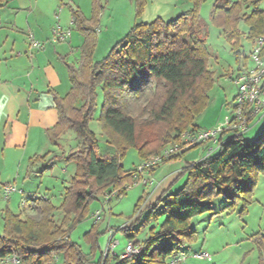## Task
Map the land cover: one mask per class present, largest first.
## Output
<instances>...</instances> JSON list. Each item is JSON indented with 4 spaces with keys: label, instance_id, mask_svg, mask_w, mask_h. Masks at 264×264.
<instances>
[{
    "label": "trees",
    "instance_id": "1",
    "mask_svg": "<svg viewBox=\"0 0 264 264\" xmlns=\"http://www.w3.org/2000/svg\"><path fill=\"white\" fill-rule=\"evenodd\" d=\"M188 1L192 7L171 21L158 17L132 26L99 61H95L94 54L99 16L104 10L102 0H92L90 18L80 9L72 10L73 23L85 40L79 65L64 60L71 88L65 97L55 96L58 121L47 129V135L55 141L67 129L75 132L80 147L66 158L76 163L75 174L59 206L51 199L31 197L29 201L37 211L33 215L23 216V213L5 209L0 260L15 255L22 264H50L56 256L62 255L64 264H87L89 260L81 246L71 239V233L89 216L91 205L106 192L122 195L127 189L124 186L135 182V169L126 170L122 164L127 149L137 148L141 159L145 160L171 144L180 143L187 129H199L196 118L209 103L208 91L214 74L208 67L210 52L206 46L205 23L199 13L202 0ZM242 2L251 4L252 9L245 11ZM136 3L140 15L145 0H136ZM211 20L235 48L242 36L238 28L240 21L248 25L247 38L251 42L264 35V7H260L259 0H217L212 7ZM99 86L103 104L97 119L107 144L115 150L112 153L107 149L100 158L97 156L99 141L90 128L96 114ZM152 126H163L164 131L139 138L141 129ZM226 134L228 130L223 132L214 152L186 163L180 174L186 181L179 190L162 194L149 207L143 220L120 229L127 240L136 239L148 229L147 238L139 241L140 252L110 258L103 264L109 261L113 264H169V259L196 237V231L191 229L192 219L214 211L216 196L225 195L230 200L224 209L231 212L243 199L241 212H247L255 186L254 173H264V139L247 140L244 134L228 137ZM47 155L31 161L44 160ZM144 202L145 198L141 197L137 206L141 207ZM58 211L63 213L60 219L56 217ZM99 224L100 219H97L94 236ZM92 243L96 252V240ZM258 244L260 264H264V242ZM102 260L101 253L96 264H102Z\"/></svg>",
    "mask_w": 264,
    "mask_h": 264
},
{
    "label": "rangeland",
    "instance_id": "2",
    "mask_svg": "<svg viewBox=\"0 0 264 264\" xmlns=\"http://www.w3.org/2000/svg\"><path fill=\"white\" fill-rule=\"evenodd\" d=\"M216 1L202 0L199 6L200 16L205 23L206 46L210 52L208 67L214 74V82L208 91L209 103L206 109L196 118V124L199 126L198 130L214 129L226 122V119L230 117V113L234 112L235 98L238 93V87L233 79L241 68L252 64L250 53L253 44L247 38L249 32L248 25L243 21L239 22L238 28L242 36L239 46L235 48L222 29L211 20L212 7ZM259 1L260 7H264V0ZM58 2L61 3V0H58ZM102 3L104 10H101L97 27L98 48L94 54L95 61H99L107 56L111 48L122 40L135 24L148 23L158 17L165 21H171L192 7V3L188 0H145L144 9L138 15L136 0H102ZM242 6L245 11H250L253 7L251 4L245 2H242ZM60 7H58V10ZM87 9L88 15L92 16L90 6ZM67 30L69 31V29ZM237 50L240 51V55H238ZM77 65H79V62ZM97 92L96 114L90 122V128L98 138L99 150L97 151V156L100 158L107 149L112 153H115V150L107 144V137L104 135L101 124L97 119L103 104V93L100 86ZM258 123L259 121L248 130L249 132L246 131L244 133L245 139H264V120ZM188 130L190 128L184 133ZM161 131H164L163 126H152L148 129L143 128L140 130L139 138L145 139L147 134L155 136L157 132ZM20 142V140H12L13 145H20ZM202 145L191 149L175 160L163 162L164 164L162 163L161 167L163 175H167L173 170L179 171L184 168L187 162L198 161L202 156L207 155L206 149L203 152ZM2 147V136L0 135V152ZM79 147L80 141L77 139L75 132L71 128L67 129L62 134V137L56 140V157H53L50 161L39 160L31 165L29 172L30 179H27L24 184H22L23 171L21 170L20 177L16 175L17 165L18 162H21L20 156L24 148H12L10 154L7 155L8 162L6 168L3 170V174H0V183L4 182L5 179L13 180L15 177H19L17 187L25 190L22 196H32L33 194H30L31 192L29 191L30 189L37 191L35 189L40 186L41 174L44 170L46 171V182H48L45 185H48L49 191L46 192L44 188H41L37 193L39 196H42L46 192L50 195L52 201L56 203V206H59L63 201L66 187L70 185V181L75 174L76 164L67 161L66 158L69 157L72 151L78 150ZM142 161L139 151L135 147L128 148L122 158V164L126 170L135 169ZM24 165L25 163L21 162V169H23ZM254 176L255 186L253 187L251 202L246 213L243 214L241 212L244 206L243 199L236 203L235 210L231 212L224 209L230 200L225 195H220L213 198V212H206L192 219L191 229L196 231V237L188 241L185 247L181 249V251L190 254L188 257L189 263L260 264L258 242H264V173H254ZM185 181V176L179 178L173 188L177 185H183ZM135 182L130 187L129 184H126L124 186L127 188L126 193L122 195H118L115 191L106 192L104 195L105 199L99 198L95 201L91 205L89 216L72 231L71 239L81 246L86 258L89 260L87 264H96L94 258L96 255H100V249L102 252H105L110 236V232L107 235L108 232L105 230V225L108 222H110V226L112 227L110 231L115 233L113 238L119 240V244L115 246V251L121 252L124 250L127 238L124 236L123 231L117 228L128 224L138 215L142 207L137 206L140 198L146 199L152 188L150 183L144 185L142 182ZM176 191L174 190L173 192L175 193ZM107 198L110 199L106 201ZM20 204L18 202V206L16 205L18 211L21 210ZM97 212L99 213L96 215ZM62 215V211H58L56 213L57 219H60ZM95 218L100 219V224L97 231H95L97 234L94 236L93 227L97 221ZM103 221H105V227L100 232L99 228ZM0 231L1 233L3 231V220L0 221ZM89 237L90 241L88 240ZM95 240L97 247L96 252H93L94 243L92 242ZM132 240L139 242L137 239ZM191 246L192 251L190 250ZM196 250L210 253L212 261L194 258L192 253ZM110 258L108 257L106 260ZM110 263L111 261L106 264ZM51 264H64V257L57 256Z\"/></svg>",
    "mask_w": 264,
    "mask_h": 264
},
{
    "label": "crops",
    "instance_id": "3",
    "mask_svg": "<svg viewBox=\"0 0 264 264\" xmlns=\"http://www.w3.org/2000/svg\"><path fill=\"white\" fill-rule=\"evenodd\" d=\"M61 3L58 0H0V135L2 136L3 145L0 152V174L2 175L3 170L6 168L7 155L10 154L12 148H24L20 161L25 165L21 169V162H18L16 170V175L19 177L21 170L23 171L22 184L30 179V166L37 162L31 160L46 154H48L47 157L42 161H50L53 157H56V140L54 142L47 135V129L54 127L58 121L55 96L65 97L69 93L71 83L64 60L77 65L80 62L81 47L85 40L73 23L72 10L80 9L87 18L91 17L86 10L89 6L92 10V0H61ZM59 6L61 7L58 10ZM59 27L64 30L69 29L70 35L66 41L54 42L52 34ZM30 35L35 40L42 42L44 46L41 49L32 47ZM232 116L233 113H230L228 119ZM263 120H260L259 123ZM257 122L255 121L253 125ZM228 136H231V134H226V137ZM12 140H20L21 144L13 145ZM210 145L203 144V152L205 149L207 151ZM163 164L150 174L145 173L142 175L143 178H151L148 182L151 184V191L140 208V214L138 213L131 222L117 229L120 230L136 220H143L149 211V207L157 198L166 192L178 190L182 186L181 184L177 185L179 187L175 186L173 188L174 184L181 178L180 174L183 168L163 175L161 170ZM45 172L42 171L40 186L35 189L37 191L30 189L29 192L33 195L28 197L22 196L25 192L24 189H20L23 193H13L9 198L3 196V186L9 183L17 185L19 177H15L13 180L5 179L4 182L0 183V221L4 218L5 209H10L15 214H35L37 211L32 202L29 201L31 197H43L52 200L50 195L46 193L49 188L48 185H45V183H48L46 182ZM41 188H44L46 192L39 196L37 192ZM102 199L105 198L102 197ZM109 199L107 198L106 201ZM18 202L21 203L20 211L16 208ZM54 204L56 205V203ZM106 217L107 215L104 218L106 219ZM104 225L105 221L102 222L99 228L100 232L106 226L107 235L109 232L111 234L110 222ZM147 236L148 229L136 239L142 241ZM191 248L192 246L190 247L192 251ZM197 251L199 250L194 252ZM101 253L103 256L100 249ZM60 257L63 256L60 255ZM98 257L99 255H96L94 258L95 263ZM103 262L104 259L102 264ZM186 264L191 263L188 260Z\"/></svg>",
    "mask_w": 264,
    "mask_h": 264
},
{
    "label": "built area",
    "instance_id": "4",
    "mask_svg": "<svg viewBox=\"0 0 264 264\" xmlns=\"http://www.w3.org/2000/svg\"><path fill=\"white\" fill-rule=\"evenodd\" d=\"M70 31L62 28H56L52 34V40L54 42H63L68 39ZM31 46L36 49H41L44 44L38 40H35L32 35ZM252 50L250 58L251 65H247L241 68L234 77L233 81L238 87V93L235 98V107L232 118L228 119L223 125L207 130H188L181 137V142L177 144H171L166 147L161 153L152 155L143 160L135 168L134 178L135 181L147 184L151 178H143V174H150L152 169H156L163 162L187 150L191 147L211 144L207 149V153L214 152L219 146V140L225 130H228V134L241 135L248 131L255 121L264 119V35L256 37L252 42ZM137 183V182H135ZM130 187V185H129ZM128 187V188H129ZM20 192L16 184L9 183L3 186V196L9 198L13 193ZM99 212L96 213V215ZM114 233L110 234L107 248L103 252V259L108 257L112 259L115 257L124 258L140 252L142 245L136 240H128L123 254L115 251V246L119 244V240H115ZM190 254L180 251L177 255L172 256L169 259V264H186ZM192 256L200 260H211L212 256L206 251H197L192 253ZM1 264H22V260L15 255L6 257L0 260ZM110 264H113L111 261Z\"/></svg>",
    "mask_w": 264,
    "mask_h": 264
}]
</instances>
